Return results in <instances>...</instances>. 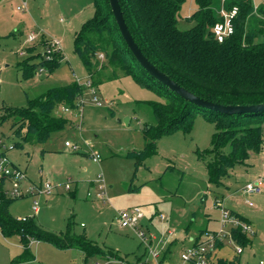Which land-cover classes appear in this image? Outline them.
I'll return each mask as SVG.
<instances>
[{
    "label": "rangeland",
    "instance_id": "obj_1",
    "mask_svg": "<svg viewBox=\"0 0 264 264\" xmlns=\"http://www.w3.org/2000/svg\"><path fill=\"white\" fill-rule=\"evenodd\" d=\"M17 3L6 1L0 16V116L4 109L27 107L30 100L42 97L50 89L72 82L83 86L88 80L96 81L95 96L102 107L92 102L90 90H84L81 110L74 104L69 113L54 111L55 116L67 119L69 125L64 131L52 134L43 145L23 143L9 123L0 125V138L11 147L7 151L9 161L25 174L21 184L24 193L32 183L42 186L49 182L53 188L48 197L25 193L24 198L11 202L9 213L15 218H34L56 234L66 232L69 225L75 235H84L101 249H111L136 264L135 258L145 256L146 260L148 252H157L159 259L148 257L146 264H182L180 255L189 248L192 239L211 229L217 230L213 228L214 221L207 224L208 218L218 214L214 209L216 201H221L227 189H236L235 175L239 168L230 171L222 185L213 186L208 184L205 164L198 157V153L210 149L215 124L193 114L188 120L189 132L178 128L163 136L156 143V153L138 161L136 155L146 144L142 131L156 123L147 103H164L166 99L111 68L99 69L93 76L88 74L74 52L73 40L81 25L94 15L92 0H28L23 12L16 10ZM252 4L254 16L247 28L257 33L260 17L264 21V15L258 16L264 0H252ZM195 10V0L184 2L177 16L180 30L193 26L188 19ZM30 35L33 42L28 41ZM261 38L257 36V40ZM46 41L58 42L62 61L53 72L37 70L32 79L24 80L19 63L30 55L42 53V43ZM30 48L38 50L28 55L26 50ZM99 61L104 64V58ZM66 142L77 146L78 151L66 148ZM16 143L20 147H14ZM93 152L99 157L98 163L92 160ZM66 184L69 190H65ZM101 185L105 187V200L96 198ZM251 196H247L249 208L255 211L253 207L258 201L255 195ZM34 200L39 204L37 214L31 209ZM132 208L140 209L143 214L138 229L144 233L145 242L132 229L122 228L118 223L117 212ZM256 224L259 232L254 236V244L243 250L239 264H264V213L258 214ZM167 226L174 229L176 236L181 235L183 242L175 241L169 257L162 261L163 253L168 250L161 248L165 246L160 242L170 240L164 229ZM223 243L229 245L227 241ZM18 245L17 236L0 234V264H10L9 257L19 255ZM30 253L35 261L26 264H92L94 261L93 258L85 261L76 249L60 251L39 242L30 246Z\"/></svg>",
    "mask_w": 264,
    "mask_h": 264
},
{
    "label": "trees",
    "instance_id": "obj_2",
    "mask_svg": "<svg viewBox=\"0 0 264 264\" xmlns=\"http://www.w3.org/2000/svg\"><path fill=\"white\" fill-rule=\"evenodd\" d=\"M186 0H118L129 33L144 57L195 96L224 106L264 104V21L260 17L257 33L247 28L254 16L252 0H225L224 8L237 7L233 19V34L223 42L213 36V26L222 21L219 16L221 0H195L196 10L188 30L178 28V13ZM94 15L75 33L74 52L80 57L89 75L99 69H113L130 77L140 87L154 92L166 102H148L155 117V125L145 126L144 149L136 155L138 161L156 153V143L178 128L189 132V118L198 114L215 124L209 150L198 153L205 164L208 184L222 185L228 173L245 165L253 155L264 152L261 126L264 113L223 115L199 108L170 92L150 77L129 51L112 15L108 0H92ZM264 15V7L258 9ZM257 36L262 40H257ZM46 42L42 43V50ZM35 48H30V55ZM102 55L104 64L98 58ZM46 61L41 52L28 56L20 63L24 80H30L40 68L53 72L63 59L56 53ZM101 64V65H100ZM100 65V66H99ZM99 75V74H98ZM95 86L96 81H91ZM84 90L76 82L50 89L45 95L28 102L23 109L7 108L0 116V125L9 123L23 143L45 144L52 134L65 130L69 121L57 117L54 111L62 107L74 108L77 97ZM14 147H20L16 143ZM228 148V150H226ZM8 199L0 189V233L4 237L17 236L22 253L12 260L22 264L34 260L30 253L32 242L46 243L58 250L76 249L89 258H119L123 264H132L111 249L103 250L84 235H75L70 226L56 234L39 225L34 218H15L9 213ZM234 241L246 247L249 240L240 230L232 233ZM223 243H217L220 247ZM108 253V254H106ZM217 264H237L216 259Z\"/></svg>",
    "mask_w": 264,
    "mask_h": 264
},
{
    "label": "built area",
    "instance_id": "obj_3",
    "mask_svg": "<svg viewBox=\"0 0 264 264\" xmlns=\"http://www.w3.org/2000/svg\"><path fill=\"white\" fill-rule=\"evenodd\" d=\"M27 1L28 0H20L19 5L16 7L17 11H25L27 9ZM222 1V7L219 10V16L222 18L221 22L216 23L213 26L212 32L214 38L218 42H223L227 37L233 34V19L237 15V7H232L230 11H226L224 8L225 0ZM34 37L30 35L28 37L29 42H33ZM61 52L58 42H49L46 41L45 46L42 50V56L46 61H50L52 59V55ZM99 59H103L102 55L98 56ZM39 71H43L42 68ZM86 90H90L92 94V102L97 107H102V104L97 100L95 96V89L90 80L86 81L83 85ZM83 105L82 96L77 97L75 102V106L81 110ZM64 113H69L71 108L68 107H60L59 108ZM80 112V111H79ZM79 117V114H78ZM76 127L79 128V125ZM65 147L77 152L78 147L75 145H71L69 142L65 143ZM11 147H7L4 145L2 139L0 138V189L4 193V196L8 199L18 200L24 198V196L30 195L35 197L36 195H42L43 197H48L53 192V188L49 182H45L42 186H34L30 185L29 189L24 193L22 189V182L26 179L24 172L12 164L8 157L7 151ZM264 155V152H263ZM98 155H95L94 152L92 154V160L95 163H98ZM263 185L262 178L257 179L255 182H250L244 185L242 188V193L251 196L253 194H257L261 191V187ZM65 190H69V186L65 185ZM105 187L101 185L99 188V192L96 194V198H100L105 200ZM91 194L88 193V197ZM38 201H33L31 209L34 213L38 211ZM216 207L220 211V219H219V229L215 232H207L204 233L196 243L187 248L180 255V260L182 264H217L216 260L213 259V253L217 249V243H223L227 241L229 244L234 246L236 254H241L242 249L240 246L236 245L234 239L232 237L230 229L232 230H240L241 233L252 236L253 229L249 224L242 221L240 218L232 214L229 210H226L223 207L222 201H216ZM143 214L138 208H132L130 210H119L117 212V220L122 228L132 229L136 236L141 240V242H145L146 238L143 232L138 229L139 221L142 219ZM163 219L162 216H160ZM23 220L25 218H22ZM235 244V245H234ZM148 257H153L157 259V252H148ZM123 260L119 258L107 257L102 259H96L92 264H123Z\"/></svg>",
    "mask_w": 264,
    "mask_h": 264
},
{
    "label": "crops",
    "instance_id": "obj_4",
    "mask_svg": "<svg viewBox=\"0 0 264 264\" xmlns=\"http://www.w3.org/2000/svg\"><path fill=\"white\" fill-rule=\"evenodd\" d=\"M6 1H8V0H0V16L2 15V11H5V5H6L5 3H6ZM13 1L14 2H18L17 4H19V0H13ZM221 7H222V5H221ZM221 7H220V9H221ZM261 132H262L263 141H264V124H262V126H261ZM237 168H239V169L237 170L238 172L235 175V181L236 182L234 184L236 186V189H234V190L233 189H231V190L227 189L228 193L225 196H222L221 201H222L223 207L226 210H229L232 214H234L235 216L240 218L242 221H244L247 224H249L251 226V228L253 229L252 236L251 235L250 236L246 235V237H248L247 239L249 240L248 246H246V247L242 246L241 247L240 245H238V243L236 241L234 242L236 245L241 247L242 253H243V250L245 248H252V246L254 244V236H256L257 233L259 232L258 231V225L256 224V220L258 218V214L264 213V155L260 154V155H256V156L255 155L251 156L249 158V160L245 163V165L237 166V167H235L233 169V171H235ZM259 178H262L263 185L261 187V191L259 193H257V195L253 194V195H255L254 199L258 201V205H256V207L254 206L255 208L253 207V209H255V211H254V210H251L252 208H249V205L251 206V203L249 202L247 195L242 193V188L244 187L245 184L250 183V182H255ZM30 185L37 186V185H35V183H32ZM91 185L94 186L93 184H91ZM98 188H100V187H98ZM98 192H99V189H97V193ZM105 197H106V195H105ZM251 197H253V196H251ZM215 198H217V197H215ZM213 205H214V203H213ZM214 209L216 210V212L218 214L215 217L208 218L209 222L207 224L209 226V223L211 221H214V224H213L214 227L213 228H217V230H218L219 229L220 211H219V209L216 206H214ZM37 212L35 214H37ZM160 220H163V219H161V217H160ZM208 226L206 227L205 231L207 230ZM164 229H165V232L167 231L166 232L167 233V238H170V240L167 243H165L166 241L164 242L163 240H161V242H160L161 246H165V247H161V248H164V250L165 249L168 250L167 253H163L162 258H161L162 261L165 260V259L167 260V258L169 257L170 249L173 247V244H174L175 241H178L179 243L183 242V238L181 237V235L180 236H176V232L174 231V229L170 228V226H167ZM188 230L189 229L186 230L187 234H189ZM213 230L214 229H211V231H206L205 233H207V232H215ZM233 231L234 230H232V229L230 230L231 234L233 233ZM187 234H186V236H188ZM203 234H199L195 239H192V240L190 239L192 242L189 245V247L193 246L196 243V241H198V239H200V237ZM33 243H35V242H32L30 244V246ZM229 245H225L223 243V245H221L220 247H217V249L213 253V259L216 260V259L220 258V259H225V260H228V261H235L237 264H239L240 263V255L242 253L239 254V255L236 254L234 246L231 245V244H229ZM18 246H19L18 247L19 248V252L17 254L20 255L22 253V247H21L20 241H19V245ZM60 251H69V250H60ZM223 251H225V252H223ZM158 252H159V250H158ZM229 252H233V254L232 253L230 254ZM80 253L83 255L82 252H80ZM222 253H224V254H222ZM12 256H14V255H11L9 257V258H12V260L18 257V256L15 257L16 255L14 257H12ZM143 258H140V259L135 258L138 261L137 264H146L148 256H147L146 260H144ZM157 258L159 259V257H157ZM96 259L97 258H93L94 261ZM34 261H35V258L31 262H34ZM31 262H27V263H31ZM11 263H12V261H11ZM131 263L132 264H136L134 262H131ZM22 264H26V263H22Z\"/></svg>",
    "mask_w": 264,
    "mask_h": 264
},
{
    "label": "water",
    "instance_id": "obj_5",
    "mask_svg": "<svg viewBox=\"0 0 264 264\" xmlns=\"http://www.w3.org/2000/svg\"><path fill=\"white\" fill-rule=\"evenodd\" d=\"M109 6L117 24L119 32L127 45L129 51L136 59L138 64L148 73L150 77L155 79L158 83L165 86L170 92L175 93L184 101L191 103L199 108H203L212 112H216L223 115H240V114H257L264 113V104L246 105V106H224L221 104H215L206 100H203L191 92L185 90L179 86L176 82L171 80L167 75L158 70L153 64H151L141 53L136 43L133 41L131 34L123 19V15L119 6L118 0H108Z\"/></svg>",
    "mask_w": 264,
    "mask_h": 264
}]
</instances>
